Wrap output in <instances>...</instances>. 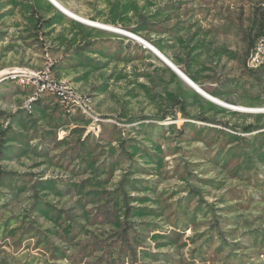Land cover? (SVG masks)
Wrapping results in <instances>:
<instances>
[{
  "label": "rangeland",
  "instance_id": "obj_1",
  "mask_svg": "<svg viewBox=\"0 0 264 264\" xmlns=\"http://www.w3.org/2000/svg\"><path fill=\"white\" fill-rule=\"evenodd\" d=\"M58 1L226 104L128 34L0 0V264H264V111L236 107H264V0ZM26 69L89 114L32 98Z\"/></svg>",
  "mask_w": 264,
  "mask_h": 264
},
{
  "label": "built area",
  "instance_id": "obj_2",
  "mask_svg": "<svg viewBox=\"0 0 264 264\" xmlns=\"http://www.w3.org/2000/svg\"><path fill=\"white\" fill-rule=\"evenodd\" d=\"M246 64L250 68H258L264 64V31L255 39L246 59ZM11 77L27 87L32 98L44 93H52L64 105L76 104L80 112L89 114L85 98L75 91L74 87L64 81L54 79L47 71L20 70L11 71Z\"/></svg>",
  "mask_w": 264,
  "mask_h": 264
},
{
  "label": "bare ground",
  "instance_id": "obj_3",
  "mask_svg": "<svg viewBox=\"0 0 264 264\" xmlns=\"http://www.w3.org/2000/svg\"><path fill=\"white\" fill-rule=\"evenodd\" d=\"M51 4H53L55 7H57L58 9H61L64 13H66L67 15L69 16H72L74 18H77V19H80L81 21H85L86 23L90 24V25H93V26H97V27H102L104 28L105 30H109V31H113V32H116V33H120V34H123V35H130L132 36L133 38H135L136 41H138L139 43H141L145 48H148L150 49L151 51H153L156 55H158L159 57H164L166 59V61L172 65L173 67L177 68L178 71L181 73V74H178L179 76L180 75H184L186 78H189L186 74H184L176 65H174V63L172 61H170L163 53H161L155 46H153L151 43H149L148 41L142 39L141 37L131 33V32H128L122 28H119V27H115L113 25H108V24H103V23H99L97 21H93V20H89V19H86V18H83L75 13H73L72 11L68 10L66 7H64L58 0H49ZM163 58V59H164ZM171 69V68H170ZM172 70V69H171ZM181 77V76H180ZM183 79V78H182ZM183 81L188 85L190 86L194 91H196L197 93H199L201 96H203L204 98L212 101V102H215L217 104H221V105H224L226 104L224 101L220 100L219 98L217 97H214L212 95H210L209 93H207L206 91H204L199 85H197L194 81H192L190 78L188 81H190L194 86H196L197 88H199L200 92H198L197 90H195L193 88V86H191L189 84V82H187V80L183 79ZM228 105V104H227ZM231 107V106H230ZM233 107V106H232ZM238 109H243V110H246V111H264V107L263 108H248V107H242V106H236ZM234 109V108H233Z\"/></svg>",
  "mask_w": 264,
  "mask_h": 264
},
{
  "label": "crops",
  "instance_id": "obj_4",
  "mask_svg": "<svg viewBox=\"0 0 264 264\" xmlns=\"http://www.w3.org/2000/svg\"><path fill=\"white\" fill-rule=\"evenodd\" d=\"M51 4V3H50ZM54 6V5H53ZM55 7V6H54ZM55 8H57V7H55ZM58 9V8H57ZM61 13H63L64 15H66V16H68V17H70V18H72V19H75V20H77V21H80V22H82V23H84V24H87V25H90V24H88V23H86L85 21H81L80 19H77V18H74V17H72V16H69V15H67L66 13H64L61 9H58ZM90 26H93V25H90ZM93 27H97V26H93ZM97 28H100V29H103V30H105L104 28H102V27H97ZM153 46H155L154 44H152ZM161 53H163L164 54V51L161 49V48H159V47H157V46H155ZM148 49V48H147ZM150 50V49H149ZM151 51V50H150ZM157 58H158V56L153 52V51H151ZM165 56H166V54H164ZM167 57V56H166ZM168 58V57H167ZM159 59V58H158ZM169 59V58H168ZM160 60V59H159ZM170 60V59H169ZM162 63H164L162 60H160ZM171 61V60H170ZM165 64V63H164ZM166 65V64H165ZM175 65V64H174ZM167 66V65H166ZM168 67V66H167ZM169 68V67H168ZM174 71V70H173ZM175 72V71H174ZM175 74L181 79V80H183L176 72H175Z\"/></svg>",
  "mask_w": 264,
  "mask_h": 264
},
{
  "label": "water",
  "instance_id": "obj_5",
  "mask_svg": "<svg viewBox=\"0 0 264 264\" xmlns=\"http://www.w3.org/2000/svg\"><path fill=\"white\" fill-rule=\"evenodd\" d=\"M158 56V55H157ZM158 58L160 59V60H162L169 68H171L172 70H174L177 74H181L179 71H178V69L177 68H175V67H173L172 65H170L167 61H166V59L164 58V57H159L158 56ZM164 58V59H163ZM181 76V78H183V79H185V80H187V82H189V84L191 85V86H193V88L195 89V90H197L198 92H200V90H199V88H197L196 86H194L190 81H188L189 80V78H186L184 75H180Z\"/></svg>",
  "mask_w": 264,
  "mask_h": 264
},
{
  "label": "trees",
  "instance_id": "obj_6",
  "mask_svg": "<svg viewBox=\"0 0 264 264\" xmlns=\"http://www.w3.org/2000/svg\"><path fill=\"white\" fill-rule=\"evenodd\" d=\"M258 35H259V34H258ZM258 35H257V36H258ZM257 36H256V37H257ZM252 43H253V42H250V45H249L250 47L252 46ZM261 67H264V64H263ZM190 78H191L192 80H194L192 76H190ZM194 81H195V80H194Z\"/></svg>",
  "mask_w": 264,
  "mask_h": 264
}]
</instances>
